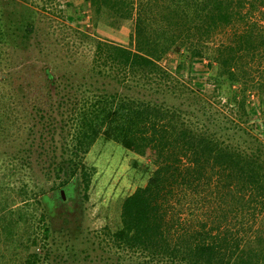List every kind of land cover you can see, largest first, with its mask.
I'll list each match as a JSON object with an SVG mask.
<instances>
[{
    "label": "trees",
    "instance_id": "obj_1",
    "mask_svg": "<svg viewBox=\"0 0 264 264\" xmlns=\"http://www.w3.org/2000/svg\"><path fill=\"white\" fill-rule=\"evenodd\" d=\"M87 7L96 28L134 20L132 45L72 30L93 40L90 63L66 70L50 59L29 69L14 99L0 90V140L14 137L10 169L0 175L5 264H264V139L249 104L257 93L264 105V26L253 18L264 0H87ZM15 21L25 49L33 22ZM235 22L245 28L231 41L210 43ZM4 37L0 30V58ZM171 53L183 58L178 74L184 59L192 71L205 59L215 63L229 113L162 66ZM7 82L0 78V87ZM98 139L119 143L149 171L121 201L118 225L91 230L96 167L86 157ZM19 228L26 238L18 239Z\"/></svg>",
    "mask_w": 264,
    "mask_h": 264
},
{
    "label": "rangeland",
    "instance_id": "obj_2",
    "mask_svg": "<svg viewBox=\"0 0 264 264\" xmlns=\"http://www.w3.org/2000/svg\"><path fill=\"white\" fill-rule=\"evenodd\" d=\"M87 10H89L87 0H19L17 5H14V0H0V30L5 34L6 43L4 55L0 58V78L8 79L5 87H0L1 92L14 99L15 90L20 91L22 88V77H27L33 68L40 71L41 66L42 68L47 66L50 59L66 70L81 69L90 63L95 50L93 40L83 38L82 34L79 35L72 30L77 29L93 36L99 33L104 39L124 46L132 45L134 20L122 23L119 28L105 24H100L96 28L93 22L92 27L87 28L83 22ZM16 17L20 20L29 18L35 29L27 41L30 45L26 44L25 49L24 45H19L25 38L16 35L22 22L15 21ZM253 18L264 26V13L257 11ZM244 28V23L235 22L217 31L210 43L216 46L227 43L232 40L234 32H240ZM15 45L19 47L17 50L15 49L17 47L14 48ZM181 59L183 58L178 54L171 53L162 59L161 64L182 83H187L198 94L209 98V103H212L215 109L229 113L233 108L227 97L230 92L226 88L218 90L212 77L215 63L205 59L204 64H195L192 71L184 59L181 63L182 72L178 74ZM254 74L258 76V72ZM233 89L240 90L238 86H234ZM249 104L254 112L252 120L256 127L254 132L264 139V115H261L264 105L260 104L257 93L251 95ZM11 106L14 107V104ZM13 151L14 137L7 141L0 140V175L7 167L10 169L11 164L6 157L8 154L12 155ZM135 156L136 154L119 143L112 140L103 142L101 139L96 141L87 154V163L96 167L88 202L87 225L91 230H100L106 225L115 228L119 223L121 201L137 187L146 183L149 168H145L142 163L136 164ZM17 181L13 178L9 182V187L14 188L18 184ZM11 193L13 198L16 197L15 190ZM16 231L18 239L26 238L25 229L19 228ZM6 240L0 225V264L11 262V253L7 251L9 243ZM83 256L84 254L81 255L82 258Z\"/></svg>",
    "mask_w": 264,
    "mask_h": 264
},
{
    "label": "built area",
    "instance_id": "obj_3",
    "mask_svg": "<svg viewBox=\"0 0 264 264\" xmlns=\"http://www.w3.org/2000/svg\"><path fill=\"white\" fill-rule=\"evenodd\" d=\"M84 18H85V20L83 22H84L85 26L87 28H91L92 27V18H91V14L89 13V10L85 11Z\"/></svg>",
    "mask_w": 264,
    "mask_h": 264
},
{
    "label": "water",
    "instance_id": "obj_4",
    "mask_svg": "<svg viewBox=\"0 0 264 264\" xmlns=\"http://www.w3.org/2000/svg\"><path fill=\"white\" fill-rule=\"evenodd\" d=\"M60 193H61V196H62V198L65 200L66 199V192H65V189L64 188H62L61 189V191H60Z\"/></svg>",
    "mask_w": 264,
    "mask_h": 264
}]
</instances>
